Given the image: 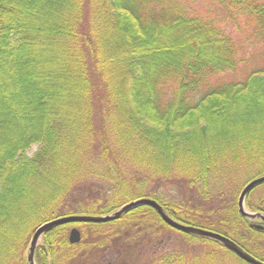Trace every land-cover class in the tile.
Wrapping results in <instances>:
<instances>
[{"label": "trees", "instance_id": "obj_1", "mask_svg": "<svg viewBox=\"0 0 264 264\" xmlns=\"http://www.w3.org/2000/svg\"><path fill=\"white\" fill-rule=\"evenodd\" d=\"M211 1L201 13L185 0H0V264H27L45 221L139 197L264 261V228L237 207L264 174V0ZM217 8L245 16L254 53L242 55ZM93 178L105 195L81 201L80 183ZM170 181L193 194L165 198L158 188ZM196 200L216 207L203 213ZM245 204L264 212V182ZM172 233L180 246L167 249ZM42 240L37 264H248L147 205L60 224Z\"/></svg>", "mask_w": 264, "mask_h": 264}, {"label": "water", "instance_id": "obj_2", "mask_svg": "<svg viewBox=\"0 0 264 264\" xmlns=\"http://www.w3.org/2000/svg\"><path fill=\"white\" fill-rule=\"evenodd\" d=\"M263 182H264V174L248 181L243 186L237 199V207L239 213L242 216L252 221L256 220V221L264 222V212L250 211L249 209H247L245 205V198L246 195L249 193V191H251L256 185H259ZM141 205H147L152 207L159 215V217L168 226L176 230H179L187 234L201 236L214 240L220 243L222 246H224L226 249L234 253L238 258H240L241 260H243L248 264H264V261L256 258L255 256L244 250L236 242L226 237L225 235L218 233L216 231H212L199 226L186 224L184 222L178 221L177 219L173 218L159 202H157L155 199L150 197L135 198L120 205L117 209L113 210L112 212L106 214H69V215L59 216L41 223L35 228L30 238L29 246L26 253L27 264H35L34 252L38 245V241L40 240L41 236L51 228L64 223H74V222L98 223V222H107V221L115 220L118 219L124 212ZM255 226L256 228H262V225L260 224H255ZM80 238L81 236L79 229L77 227H72L68 234L69 242L76 243L80 240Z\"/></svg>", "mask_w": 264, "mask_h": 264}, {"label": "rangeland", "instance_id": "obj_3", "mask_svg": "<svg viewBox=\"0 0 264 264\" xmlns=\"http://www.w3.org/2000/svg\"><path fill=\"white\" fill-rule=\"evenodd\" d=\"M187 1V5L190 7L189 11H198L203 13L205 10L212 9L213 6L211 5V0H185ZM216 18L217 21L227 27V29L234 35L235 38H237L238 45L240 46V51L243 52L242 55H251L254 52L248 53L252 51L255 47L259 46V41L256 37V35L251 31L249 23L246 21L245 16L242 14H236L235 16H232V19H229L227 17V11L223 10L222 8L216 9ZM250 59V58H249ZM242 76V74L237 73L233 77ZM232 78V77H227ZM98 103V98H97ZM100 113V110H99ZM95 122L97 124V127L99 128L101 126L100 122V115L96 116ZM27 123V122H25ZM36 149V146H33L31 150L28 152V155H31L34 150ZM136 177H139L137 175ZM131 180V178H129ZM103 186L104 184L97 181L96 178L93 179H87L83 180L80 183V187L78 188L81 192V194L75 195L80 197V200H86L85 198H89L91 201H96L98 198H102L105 195V191L102 189H98L99 187ZM151 186V187H150ZM149 188V190L152 188H156V186L151 182L149 185L146 186ZM260 188V187H259ZM104 189H107V186L104 187ZM263 189L257 188V193L260 194ZM158 192H163L166 196L165 198L169 200H175L178 199V195L181 197H184L185 199H188L186 196H191L193 193L185 187L184 182L180 185H174L173 181H170L169 183H162L161 186L158 188ZM94 198V199H93ZM105 199H100V203L104 202ZM196 204H201L199 200L195 201ZM78 204V203H77ZM76 205V204H75ZM203 207L200 208V210L205 213L206 211L212 210L216 207V204L214 205L212 202H208L206 204H201ZM77 207L79 205H76ZM209 207V208H208ZM69 215V214H68ZM64 216V215H62ZM170 234V233H168ZM174 234V235H173ZM165 237V236H164ZM163 237V238H164ZM176 237V238H175ZM179 235L172 233L170 237L167 236L165 240L167 242H164L167 249L171 247L178 248L180 245L177 243ZM42 238L38 241V246L42 244ZM36 252V251H35ZM34 252V258L37 259V256H35ZM111 262V261H109ZM37 264V263H36ZM103 264H107L105 261ZM113 264V263H112Z\"/></svg>", "mask_w": 264, "mask_h": 264}, {"label": "flooded vegetation", "instance_id": "obj_4", "mask_svg": "<svg viewBox=\"0 0 264 264\" xmlns=\"http://www.w3.org/2000/svg\"><path fill=\"white\" fill-rule=\"evenodd\" d=\"M107 264H110L111 262H106Z\"/></svg>", "mask_w": 264, "mask_h": 264}]
</instances>
